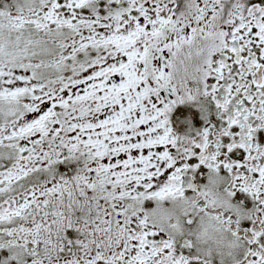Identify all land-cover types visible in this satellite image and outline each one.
Returning <instances> with one entry per match:
<instances>
[{
	"label": "snow or ice",
	"instance_id": "snow-or-ice-1",
	"mask_svg": "<svg viewBox=\"0 0 264 264\" xmlns=\"http://www.w3.org/2000/svg\"><path fill=\"white\" fill-rule=\"evenodd\" d=\"M0 264H264V0H0Z\"/></svg>",
	"mask_w": 264,
	"mask_h": 264
}]
</instances>
